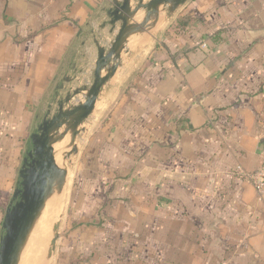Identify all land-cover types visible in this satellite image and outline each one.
<instances>
[{"label":"crops","instance_id":"crops-1","mask_svg":"<svg viewBox=\"0 0 264 264\" xmlns=\"http://www.w3.org/2000/svg\"><path fill=\"white\" fill-rule=\"evenodd\" d=\"M110 1L0 0V236L31 133L65 95V77L86 69L67 89L93 80L95 40L109 47L117 34ZM96 112L104 113V133L91 137L84 171L104 179L103 219L139 203L154 220L163 207L164 232L143 233L148 245H168L163 264H177L179 254L264 264V198L251 179L264 152V0H189L162 12L152 30L129 38ZM89 207L82 202L79 211ZM179 222L193 228L177 235ZM73 223L71 235L96 225L84 215ZM143 237L104 233V264H129L111 250ZM178 238L201 244L178 247Z\"/></svg>","mask_w":264,"mask_h":264},{"label":"water","instance_id":"water-1","mask_svg":"<svg viewBox=\"0 0 264 264\" xmlns=\"http://www.w3.org/2000/svg\"><path fill=\"white\" fill-rule=\"evenodd\" d=\"M132 1H136L134 8ZM189 0H111L106 14L112 33L117 34L109 47L97 46V60L93 80L75 89H67L65 84L81 81L86 69L77 73V77H65L60 91L65 95L57 96L55 106L46 112L42 122L30 135V147L25 152L19 170V184L14 190L12 201L7 207L2 221L0 236V264H20L23 253L32 237L38 221L52 197L59 196L67 180L68 171L60 168L55 159L54 143L70 136L71 152L76 153V141L82 133V127L93 115L97 101L104 86L114 77L125 45L132 35L152 30L162 12L174 13ZM144 13L140 22L137 17ZM78 75L80 76L78 78ZM83 95L84 100L76 106L71 103ZM69 152V153H71ZM55 232L58 226L54 228ZM58 235L52 240L56 245ZM52 251L49 252V256ZM51 257V256H50Z\"/></svg>","mask_w":264,"mask_h":264},{"label":"rangeland","instance_id":"rangeland-1","mask_svg":"<svg viewBox=\"0 0 264 264\" xmlns=\"http://www.w3.org/2000/svg\"><path fill=\"white\" fill-rule=\"evenodd\" d=\"M103 125L104 113L96 112L95 116L93 115L92 118H90L89 121L82 127L83 131L79 134L76 141L77 152L72 154V156L67 157L65 164H58L60 168L68 171L67 180L62 187L60 195L52 197L48 201L44 214L38 221L32 237L23 253L20 264H29L31 260L37 262L34 264H104L109 261V258L104 256V250L100 249L101 244L104 245V233L112 234L119 232L120 236H123V233H131L135 236L136 234H139L143 237V233H148V231H155L157 233L160 232V234L161 232H164L163 229L165 227V221L163 217V207L158 208V214L155 217L156 220H153L152 217L149 220V214L146 215V213H143L145 208L140 206L139 203H135L136 205L130 208L126 205H122V207L119 206V212L111 220L108 218L107 221L105 220L106 218H102L100 213L102 208L104 211L103 214H105L108 209V207L104 206V190L103 192H100L101 185L104 186V179L102 180L101 176L85 173L84 167L86 161L88 162V160H90V158L87 160V154L91 143V137L104 133ZM71 150L72 148L69 151ZM87 183L95 185L96 191H90L88 193L84 191L81 192L79 188H83V186ZM102 193L103 196L101 197ZM136 198H138V196H136ZM51 201H53V203ZM82 202L91 205V207H89V209L85 212L79 211L81 210L80 204H82ZM51 204H53V206ZM118 208L114 209L117 210ZM109 209L111 211L113 210L111 207ZM148 210L153 213V208H149ZM81 215H84L85 218L89 220L92 219L96 225L89 227V231H92L90 234L87 231V235L85 232H83V235H71L70 231L72 225L74 224L73 222L77 219V217L80 218ZM120 219L123 220L119 221ZM55 226H58L57 232L54 230ZM174 226L176 232H178L177 235H181L180 232L186 233L187 230L193 228L191 224H182L180 222ZM43 229L46 230L44 231ZM36 231H40V233ZM204 232L207 233V230ZM56 234L58 235V239L56 245L53 247L52 240ZM90 236L92 238V243L94 244L93 250L88 249V241H85L87 238L88 240H91ZM144 238L145 237L139 239L129 238L124 246L125 253L122 251L118 252L116 249L111 251L114 252L113 255L117 256L119 261L124 263H166L167 260L165 259V255L168 245L165 243L164 239L160 240L158 244H153L151 242V245H148L149 241H147L146 238L144 240ZM121 240L122 238L112 239V241H116V244L118 242L121 243ZM130 240L133 243L132 246H130ZM205 242H207V240H205ZM188 243L191 244L192 248H196L197 245L200 246L201 241L196 243L194 240L179 238L176 240L178 247H183V245L187 244L185 248H188ZM51 251L52 254L50 257L49 252ZM36 257L37 259H35ZM253 257L258 259L260 258V256H252V258ZM248 258L249 256L237 255L197 256L179 254L173 258V262H176L177 264H198V261L199 263L205 261L206 264H219V262L220 264H259L257 259L249 260Z\"/></svg>","mask_w":264,"mask_h":264},{"label":"bare ground","instance_id":"bare-ground-1","mask_svg":"<svg viewBox=\"0 0 264 264\" xmlns=\"http://www.w3.org/2000/svg\"><path fill=\"white\" fill-rule=\"evenodd\" d=\"M138 18V17H137ZM70 139V136L68 135L64 140H61V141H58V142H55L54 143V149H55V153H54V155H55V159H56V163H57V165L59 164V163H64L65 164V162H66V159H67V157H70V156H72V154H74L73 152H71V151H69L72 147H70V143H69V140ZM69 152H71V153H69ZM52 203H53V201H51ZM61 202V201H60ZM52 206H53V204H51ZM47 207V206H46ZM50 210V209H49ZM48 211V210H47ZM51 211V210H50ZM52 214H54V213H52ZM54 216V215H53ZM46 218H48V217H46ZM42 224V223H41ZM39 228V227H38ZM40 230H41V228H40ZM44 230V229H43ZM46 230V229H45ZM44 230V231H45ZM36 232H39L40 233V231H36ZM37 241V240H36ZM43 253V252H42ZM47 254V253H46ZM35 255V254H34ZM35 259H37V257L35 258ZM36 262V261H35ZM34 262V260H31L30 262H29V264L30 263H35ZM37 263V262H36ZM39 263H41V262H39Z\"/></svg>","mask_w":264,"mask_h":264},{"label":"built area","instance_id":"built-area-1","mask_svg":"<svg viewBox=\"0 0 264 264\" xmlns=\"http://www.w3.org/2000/svg\"><path fill=\"white\" fill-rule=\"evenodd\" d=\"M251 179L257 196L262 200L264 198V152L261 154V166L252 174Z\"/></svg>","mask_w":264,"mask_h":264}]
</instances>
